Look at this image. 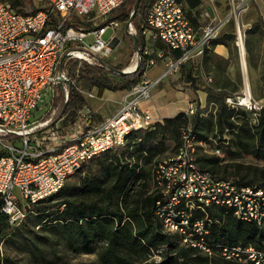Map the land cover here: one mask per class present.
I'll return each mask as SVG.
<instances>
[{
    "label": "built area",
    "instance_id": "built-area-1",
    "mask_svg": "<svg viewBox=\"0 0 264 264\" xmlns=\"http://www.w3.org/2000/svg\"><path fill=\"white\" fill-rule=\"evenodd\" d=\"M35 1L42 7L23 14L7 0H0V212L13 226L23 220L26 208L56 193L84 161L107 149L122 147L131 131L151 129L161 121L140 106L142 100L150 98L159 76L142 78L130 86L116 110L106 117L99 118L87 106L77 110L72 119L54 118L50 100L55 85L75 83L68 73L70 63L76 61L77 70L81 64L107 59L114 50L111 44L119 36L121 22L102 20L123 0ZM231 4L236 15L245 0H231ZM199 16L203 25L195 28L182 2L155 0L141 32L145 69L157 59H166L165 73L189 60H201L225 22L208 10H202ZM108 27L113 33L105 40L102 36ZM128 27L131 30L129 23ZM236 27L235 44L243 58L238 24ZM88 37L92 39L88 41ZM149 40L177 50L178 57L171 58L162 49L153 51L146 43ZM141 57L137 55L134 67ZM245 96L244 91L241 96L228 94L224 101L234 109L246 107L254 113L260 109L250 96L243 101ZM44 106L45 110L35 117L34 111ZM194 111V105L189 104L186 114ZM204 146L205 141L198 139L187 124L180 131L175 150L154 161L149 191L159 194L156 217L164 232L178 235L185 246L203 256L235 264H264V242L256 246L206 240V208L210 205L231 208L237 219L264 228V188L238 186L201 168L196 156L209 153ZM219 151L215 148L212 153Z\"/></svg>",
    "mask_w": 264,
    "mask_h": 264
},
{
    "label": "trees",
    "instance_id": "trees-1",
    "mask_svg": "<svg viewBox=\"0 0 264 264\" xmlns=\"http://www.w3.org/2000/svg\"><path fill=\"white\" fill-rule=\"evenodd\" d=\"M7 1L16 12L23 14L34 13L42 7L35 0ZM135 1L123 0L102 20V23L110 20L121 22V38L130 44L132 54H135L132 39L135 36L142 56L135 69L119 74L130 62L127 60L123 64H112L108 58L96 59L90 65L81 64L77 70L76 61H72L67 67L71 78L95 86L98 96L102 95L104 89L126 90L142 79L145 58L141 32L148 9L155 0H139L135 14L128 22ZM178 1L186 7L191 24L195 28L201 27L203 20L198 15L201 0ZM83 25L89 26V23ZM256 32H264V19L259 17L245 30L246 63L253 67L259 61L251 48L249 37ZM233 39V32H220L205 48L204 61L213 56V46L224 44L229 47ZM160 46L165 55L178 57L177 50L161 42ZM61 68L64 66L61 65ZM260 78L264 86V63ZM187 79L194 85V80L189 75ZM204 91L206 100L213 104V109H209L207 105L196 107L191 115L178 112L157 121L151 129L131 131L122 147L107 149L84 161L56 193L26 208L23 225L36 240L34 242L31 239L26 243L28 250L42 261H47L45 249L41 246L51 241L74 254H94L99 264H234L219 257L203 256L185 246L178 235L164 232L154 212L159 194L149 191L154 161L166 155L164 152L168 141L173 144L170 152L175 150L180 142V131L187 124L191 125L198 139L206 142L211 136L227 141L226 136L229 135L235 149L249 151L264 158V106L258 110L255 124L249 126L245 121L238 123L235 115L239 108H231L225 103L224 98L230 93L209 86ZM86 107V98L75 83L55 85L54 95L50 100L54 118L64 116L65 120L72 119L77 110ZM149 161L152 163L147 173L143 164ZM196 161L201 168L218 179H229L238 186L264 188V168L236 163L220 164L217 156L203 152L197 154ZM242 167L245 170L240 171ZM206 214L209 233L205 238L208 243L263 246L264 228L254 222L237 219L231 208L210 205L206 208ZM37 226L43 231L42 235L34 230ZM18 233L19 228L10 225L6 215L0 212V241L14 244ZM153 254H157L159 260L153 259ZM0 264H9V260L1 253Z\"/></svg>",
    "mask_w": 264,
    "mask_h": 264
},
{
    "label": "rangeland",
    "instance_id": "rangeland-1",
    "mask_svg": "<svg viewBox=\"0 0 264 264\" xmlns=\"http://www.w3.org/2000/svg\"><path fill=\"white\" fill-rule=\"evenodd\" d=\"M236 1V0H235ZM251 3L249 0H245V4H243V9L241 11H237V14L234 15L232 12V4L231 0H201V4L198 6V10H209L213 13H216L217 20L224 21V25L222 26L220 32H233L234 39L230 42L229 47H227L229 51L228 58L225 60H207L204 61V58L199 61H187L186 63H192L194 65H181L177 69L166 72V66L163 72L159 75L160 80L156 84V87L152 90L151 94L153 95L155 92L162 89L165 92L164 98L167 100L169 98H173V95L176 92L175 87L181 85L182 81H186L187 72L191 74V78H194V85H186L190 87L191 90L195 92V90L204 91V88L209 86L215 89H223L228 93H231L234 96H241L244 91L243 80L244 76L247 78V82L249 85L250 97L257 102L258 106H264V86L262 85V81L260 78V70L262 64L264 63V32L260 34L256 32L255 35H251L250 44L251 48L255 51L259 64L257 66H248L246 63V52L244 47V40L246 38L245 30L248 29L252 22H248L249 12ZM220 12V13H218ZM238 24L241 34L242 46H243V58H241L239 49L235 44L236 36H237V27ZM113 30L111 27H108L105 33L103 34V39L107 40L112 35ZM122 30L119 28V36L118 42L114 46V50L111 55L108 57L109 61L112 64L117 63H125L127 60L130 64L124 69H135L134 65L137 60V54H132L131 46L129 43L124 42L121 38ZM92 38L88 37L87 40L90 41ZM161 48V47H160ZM155 56V53L152 54ZM244 60L245 69L242 67L241 60ZM160 61L159 59H157ZM156 60V61H157ZM164 61V65L166 64V59H162ZM155 61V64H156ZM162 63V62H158ZM183 66V68H181ZM163 65H151L148 66L143 72L146 73L147 79L154 78L162 71ZM181 70V71H180ZM129 71V72H130ZM193 75V76H192ZM158 77V76H157ZM155 77L154 79H156ZM153 80V79H151ZM75 84L80 88L81 93L86 98L87 106H89L92 110L93 107L87 102L88 94H96L97 88L95 86H89L84 83V81L75 80ZM183 85V84H182ZM174 88V89H169ZM128 89V88H127ZM126 89V90H127ZM124 90V91H126ZM116 97L121 95L120 91H114ZM109 94V93H108ZM107 94V95H108ZM124 96V92L122 95V99ZM151 97V95H150ZM122 99L115 103L107 105L103 104V109L109 108V110H116L117 105L122 101ZM195 101H199L195 98ZM206 105L209 109H213V104L208 103L206 101ZM45 110V106L39 108L34 111V116H39L42 111ZM235 116L238 118V123H242L243 121L248 122L249 126H252L256 122V116L258 110L254 113L252 110L246 107H239ZM191 115V114H189ZM234 116V117H235ZM99 118H101L98 115ZM227 133V131H225ZM226 136V134H224ZM229 135L226 136L227 141L219 140L218 137H211L207 139L205 142L204 148L209 152V155L217 156L219 158L220 164H241L243 166H253L257 168H264V158L261 155H256L252 152L245 150H237L231 144ZM167 150L164 154L171 153V149H173V144L171 142H167ZM215 148H219V154L212 153ZM151 161L143 164V169L145 172L150 171ZM233 167V166H232ZM234 168V167H233ZM245 170L244 167L240 168V171ZM25 217L23 220L16 225L20 230V233L17 235V241L14 244L12 243H3L0 241V253L9 260V264H99L96 260V256L94 254L88 253H77L74 254L70 251H67L63 246L59 244H52L51 241L49 243H45L41 246V248L45 249V256L48 258L47 261H42L40 257L34 256L26 247V243L30 242L31 239L35 240V236H33L30 232L27 231L26 227L23 225ZM35 231L39 235H42V232L38 226L34 228ZM33 251H35L33 249ZM153 259L159 260V256L157 254H153ZM235 264V263H234Z\"/></svg>",
    "mask_w": 264,
    "mask_h": 264
},
{
    "label": "crops",
    "instance_id": "crops-1",
    "mask_svg": "<svg viewBox=\"0 0 264 264\" xmlns=\"http://www.w3.org/2000/svg\"><path fill=\"white\" fill-rule=\"evenodd\" d=\"M249 1L251 3V6H250L251 8H250V12L248 15L249 16L248 22H253L258 17L261 19H264V0H249ZM185 9H186V7H185ZM186 11H187V9H186ZM209 12L211 14H213L214 16H216V13H213L212 11H209ZM218 13H220V12H218ZM118 35H119V33H118ZM146 43L148 46H150L152 48L153 51L158 50V49H162V48H160L161 46H160L159 41L149 40ZM211 51L213 53V56L209 60H225L228 58V55H229V51L224 44H216L215 46H213ZM158 62H162V63H158ZM242 62H243V59L241 60V63ZM154 65H163L162 71H160L159 74H157V76H159L163 72V70L165 69L164 61L162 59L160 61L157 60L156 64H154ZM184 65L185 66L186 65L191 66L194 64H192L190 62L188 64L185 62ZM183 66L181 68H183ZM242 67H243V65H242ZM188 75L191 76V74L187 72V74H186L187 78H188ZM146 76H147L146 73H144L143 78H145ZM157 76H155V77H157ZM148 78L154 79V78H150V77H148ZM192 79L194 80V78H192ZM194 82H195V80H194ZM190 84H191V80L187 79L186 81H182L181 85H178L177 87H175L176 92L173 95V98H169L167 100L164 98L165 92L162 91V89L160 88V90L155 92L153 95L151 94V97L149 99L142 100L140 102V106L144 109L149 110L150 113L154 117L160 118L161 120L165 117H171L178 112H185L186 113L188 110L189 104H193L194 108L204 107L206 105V101H207L206 100V92L200 91L198 89L195 90V92H194L193 90L190 89V87L186 86V85H190ZM155 87H156V85L152 88V90ZM169 89H174V88H169ZM152 90H151V92H152ZM116 91L121 92V95L118 96V98L116 97L114 91L104 89L102 91L101 96H98L96 94L95 95L92 94L93 97H90L89 99H87V102L93 107V109L97 112V114L100 117H106V116L110 115L113 110H109V108L103 109V104L107 105L108 103L115 104V103L119 102L122 99L123 92H125L124 90H116ZM89 94H91V93H89ZM195 98L199 101V104L197 101H195Z\"/></svg>",
    "mask_w": 264,
    "mask_h": 264
},
{
    "label": "water",
    "instance_id": "water-1",
    "mask_svg": "<svg viewBox=\"0 0 264 264\" xmlns=\"http://www.w3.org/2000/svg\"><path fill=\"white\" fill-rule=\"evenodd\" d=\"M138 2H139V0H136V1H135L134 6H133V10H132L131 15H130V18L128 19V22L131 21L132 16L135 14V12H136V10H137ZM132 39H133V44H134L135 52H136L137 55H139V54H140V51H139V49H138L137 41H136L135 36H133ZM117 42H118V38H114V40L112 41V44H111L112 47H114V46L116 45ZM63 58H64V56L62 57V59H63ZM244 67H245V63H244ZM127 72H128V71H123V70H122V71H119L118 73H119V74H125V73H127Z\"/></svg>",
    "mask_w": 264,
    "mask_h": 264
},
{
    "label": "bare ground",
    "instance_id": "bare-ground-1",
    "mask_svg": "<svg viewBox=\"0 0 264 264\" xmlns=\"http://www.w3.org/2000/svg\"><path fill=\"white\" fill-rule=\"evenodd\" d=\"M242 65H243V69H245L244 68V60H243V62H242ZM243 86H244V92H245V97L243 98V101H247V98L250 96V92H249V85H248V82H247V78H246V76H244V80H243ZM88 97H93V95L92 94H89L88 95Z\"/></svg>",
    "mask_w": 264,
    "mask_h": 264
}]
</instances>
